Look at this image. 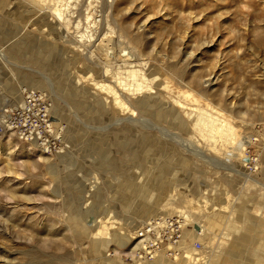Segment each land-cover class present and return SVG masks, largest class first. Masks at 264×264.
I'll use <instances>...</instances> for the list:
<instances>
[{
  "label": "rangeland",
  "instance_id": "374dc122",
  "mask_svg": "<svg viewBox=\"0 0 264 264\" xmlns=\"http://www.w3.org/2000/svg\"><path fill=\"white\" fill-rule=\"evenodd\" d=\"M26 89L51 97L64 149L0 133V264H132L136 231L182 213L185 255L151 264H264V0H0V120Z\"/></svg>",
  "mask_w": 264,
  "mask_h": 264
},
{
  "label": "built area",
  "instance_id": "2783aa9c",
  "mask_svg": "<svg viewBox=\"0 0 264 264\" xmlns=\"http://www.w3.org/2000/svg\"><path fill=\"white\" fill-rule=\"evenodd\" d=\"M51 97L40 90L26 89L19 102L9 105L2 113L0 133L15 136L32 144L46 155L57 154L64 149L62 129L53 120ZM183 217L179 215L153 218L145 222L133 238L126 261L132 264H151L160 256L169 259L183 257L185 230ZM202 245L196 242L194 250Z\"/></svg>",
  "mask_w": 264,
  "mask_h": 264
},
{
  "label": "bare ground",
  "instance_id": "6f19581e",
  "mask_svg": "<svg viewBox=\"0 0 264 264\" xmlns=\"http://www.w3.org/2000/svg\"><path fill=\"white\" fill-rule=\"evenodd\" d=\"M50 2V0H47V3H49ZM44 4V3H43ZM66 4V3H65ZM75 5V4H74ZM64 7H65V9H64ZM73 6L70 4V2L68 3L67 2V4H66V6L65 5H56L55 6V8H54V10H53V15L59 20V21H61V22H63V23H65V24H67L68 22H70V19L72 18L71 17V15L72 14H74L73 13V9H71ZM75 8H77L78 7V2L76 3V5L74 6ZM52 10V9H51ZM60 22V23H61ZM93 23V25H95V22L93 21L92 22ZM86 36V35H85ZM84 38V37H83ZM112 54H110V56H111ZM107 59H109V58H107ZM110 60V59H109ZM108 60V61H109ZM111 61V60H110ZM111 63V62H110ZM104 65V64H103ZM123 66H125V65H123ZM142 66V65H141ZM111 67V66H110ZM129 67V66H128ZM144 67V66H143ZM120 70V69H119ZM112 71V70H111ZM130 71V70H129ZM123 72H125V71H123ZM114 73V72H113ZM122 73V72H121ZM134 73V72H133ZM137 73V72H136ZM135 73V74H136ZM111 74V73H110ZM119 74V73H118ZM137 75V74H136ZM138 75H140V74H138ZM121 76V75H120ZM141 76V75H140ZM143 77V76H142ZM145 77V76H144ZM121 78V77H120ZM117 80V79H116ZM121 81V80H120ZM103 85V84H102ZM105 85V84H104ZM103 85V87H104V89H106V90H111V93H113L114 94V100L117 102L116 104L118 105V107H121L122 108V113H123V115H124V113H126V116H128L127 118L128 119H126L127 121H129V122H132V123H134V124H137V123H145V119H142V120H140V118L139 119H136L138 116H139V109L136 107V106H134V103H136L137 104V102H136V100H134L133 98H132V96L130 97V98H125V99H122V98H124L125 97V93L123 94H119V93H116V92H114V90H113V87L112 86H104ZM101 87V86H100ZM121 87L123 88V89H126L125 87H123V85H121ZM102 88V87H101ZM133 88H134V91H136V93L138 94L139 92H141V91H143L144 89H143V87H141V84H140V86L139 85H136V84H134L133 85ZM105 90V91H106ZM123 91V90H122ZM124 92V91H123ZM136 95V94H135ZM179 101V100H178ZM176 105H179L180 107H181V109H182V111H185V109L184 108H186V106H182V105H180V104H178V103H176ZM184 105V104H183ZM215 111V110H214ZM214 111H211L212 113L214 112ZM206 112H208V111H206ZM216 112V111H215ZM132 113H134V115L133 116H131L132 115ZM185 114L186 115H188L189 117H191V115H192V113H190V112H185ZM215 115H217V114H215ZM194 116V115H193ZM192 116V117H193ZM221 116V115H220ZM220 116H218V117H214V116H212V115H209V114H207V113H204V112H201V113H199L196 117H195V119L194 120H197L196 122H197V124L196 125H198V127H199V131L202 133V135H204L206 138L207 137H209V138H212V139H214L215 141V143H216V145H217V143L218 142H220V141H222L223 139H224V137H226V139L227 138H231L232 139V142L233 143H236V140H237V138H238V132H237V130L235 129V127H233L232 126V124L231 123H229L227 120L225 121L224 119H222V117H220ZM199 118V119H196V118ZM122 121V120H121ZM246 140V139H245ZM212 141V140H211ZM248 142V141H247ZM238 144V143H237ZM249 145V144H248ZM246 150H247V146H245V144L244 143H242V142H240L239 144H238V151H239V154H238V160H240V161H243L245 158H246V156H245V153H247L246 152ZM232 154V153H231ZM231 154L230 153H228V158H232V156H231ZM182 217L184 218V220H185V224L186 225H188V224H192V225H196V220L193 218V216L192 215H190V214H186V213H182ZM112 220V218H110V219H107V221H105V222H110ZM105 231H106V233L109 235V229L106 227L105 229H104ZM104 230L101 232V234L103 235V232H104ZM185 251V250H184ZM157 260V259H156Z\"/></svg>",
  "mask_w": 264,
  "mask_h": 264
},
{
  "label": "water",
  "instance_id": "95a60500",
  "mask_svg": "<svg viewBox=\"0 0 264 264\" xmlns=\"http://www.w3.org/2000/svg\"><path fill=\"white\" fill-rule=\"evenodd\" d=\"M53 120H54L55 122L57 121V119H56V118H54V117H53ZM196 229H198V227H196Z\"/></svg>",
  "mask_w": 264,
  "mask_h": 264
}]
</instances>
